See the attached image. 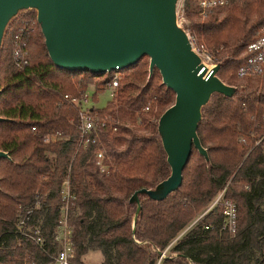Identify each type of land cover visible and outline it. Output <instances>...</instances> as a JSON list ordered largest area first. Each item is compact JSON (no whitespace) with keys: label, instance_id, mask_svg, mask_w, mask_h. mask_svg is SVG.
<instances>
[{"label":"trees","instance_id":"obj_1","mask_svg":"<svg viewBox=\"0 0 264 264\" xmlns=\"http://www.w3.org/2000/svg\"><path fill=\"white\" fill-rule=\"evenodd\" d=\"M198 1L183 3L188 30L216 52V75L235 91L231 96L215 92L201 108L197 135L208 159L192 147L179 188L163 200L139 194L135 222L136 204L130 196L154 188L170 174L157 123L174 103V91L162 83L158 69L149 74V57L142 56L119 70L118 85L105 106H92L99 117L109 115L116 130L108 125L100 129L98 144L78 146L80 105L64 97L80 100L93 85L91 100L97 102L114 72L55 66L34 9L27 11L24 27L20 22L5 31L0 46V150L8 157H0L1 261L10 264L13 258L14 264H22L21 257L31 253L40 264L48 262L47 252L57 249L52 232L61 184L68 178L77 198L69 212L75 264H88L83 257L89 251L100 252L97 264H264V151L254 146L252 135L264 115V75L237 72L250 57L248 45L264 34V0H233L203 20ZM18 39L28 54V63L19 69L12 57ZM98 149L104 154L101 163ZM222 190L236 206L233 232L222 228L220 206L194 221ZM36 192L42 207L34 214L41 220L45 244L24 240L16 245L9 231L19 206L32 205ZM164 250L169 258L160 257Z\"/></svg>","mask_w":264,"mask_h":264},{"label":"water","instance_id":"obj_2","mask_svg":"<svg viewBox=\"0 0 264 264\" xmlns=\"http://www.w3.org/2000/svg\"><path fill=\"white\" fill-rule=\"evenodd\" d=\"M178 0H0V46L9 20L34 9L44 44L55 66L67 71L104 74L149 57V74L158 69L162 83L175 93L174 103L159 117L157 130L170 174L154 188L136 190L129 198L140 209L139 194L163 200L182 182L192 147L208 159L197 135L201 108L217 92L235 89L210 72L191 49L177 22ZM0 157H8L0 150Z\"/></svg>","mask_w":264,"mask_h":264},{"label":"built area","instance_id":"obj_3","mask_svg":"<svg viewBox=\"0 0 264 264\" xmlns=\"http://www.w3.org/2000/svg\"><path fill=\"white\" fill-rule=\"evenodd\" d=\"M185 0L177 1V22L180 19L178 25L182 27L188 37L191 49L199 56L200 63L203 64L202 72L205 68L206 73L216 65L214 51L207 49L203 45L199 44L195 35L189 33L188 27L184 26L181 21H185L183 16L182 7ZM233 0H199V15L201 18L207 16V14L213 9L224 6ZM180 17V18H179ZM250 57L249 59L239 67L238 74L241 76H261L264 75V34L259 38L251 42L247 47ZM13 62L16 68H21L28 63V54L24 48V43L18 39L16 47L13 51ZM112 72V71H110ZM113 76L111 82L108 84V89H114L118 85L119 81V68L113 70ZM86 93L80 100L69 99L66 95L64 98L74 102H78L80 105L79 112L76 117L78 138L77 144L81 147H86L88 144H98L100 142V129L111 126L115 131L116 127H112V120L109 115L99 117L96 112L92 110V106L87 105ZM147 109V108H146ZM257 129L254 130L253 137L255 138L254 146L261 145L264 151V115L262 122L256 125ZM34 130V127H32ZM243 140V139H242ZM99 162L103 160L104 154L102 149H98L95 153ZM101 163V162H100ZM101 171H104L106 167L100 164ZM39 194L36 192L35 200L32 205H20L19 216L13 224V229L9 231L15 238L16 245H20L22 241L27 240L35 243L38 246L43 247L45 244V237L41 228V220L34 214L36 209L42 207ZM46 198L44 195L42 199ZM76 194L73 191L72 185L68 178L64 179L60 188V202L58 206V219L52 232V242L56 244L57 249L53 253H48V262L46 264H75V248L73 241L72 225L69 221V212L76 206ZM216 206L222 208L223 222L222 228L228 232H233L236 222V206L235 203L229 199L224 198V190L220 191L213 199L207 209L202 212L195 222L200 220L209 210ZM207 227V226H206ZM9 236V234H7ZM5 240L0 235V248L4 246ZM166 250V249H165ZM164 250V252H165ZM164 252L160 253V257L164 256ZM14 264V259H10ZM22 264H40L38 259L31 253H25L21 257ZM0 264H6L0 260Z\"/></svg>","mask_w":264,"mask_h":264},{"label":"rangeland","instance_id":"obj_4","mask_svg":"<svg viewBox=\"0 0 264 264\" xmlns=\"http://www.w3.org/2000/svg\"><path fill=\"white\" fill-rule=\"evenodd\" d=\"M31 9H26V10H21L19 11L14 17H12L9 22L7 23L6 27H5V30H4V33L5 31H7L8 33H10L11 31H13L18 23L22 22L23 23V27L25 25V20L26 19H29L28 16L26 15L27 11H30ZM212 12V11H211ZM209 12L207 14L206 17L204 18H201V16L199 15V17L203 20L205 18L208 17V15L211 13ZM180 18V17H179ZM178 22L180 23V19H178ZM181 23L188 27V21L186 20L185 18V21H181ZM22 27V28H23ZM263 32H264V29H263ZM190 33V32H189ZM209 49V48H207ZM211 50V49H210ZM214 51V50H212ZM216 52L214 51V54ZM94 90V86L93 85H89L88 86V89L86 90V95L85 97L87 98V105L90 107V106H94V107H98V108H101V107H104L105 104L112 98V89H107L105 90L104 93L102 94H99L98 95V101L97 102H92L91 98H92V95H93V91ZM54 138V137H53ZM201 213L197 214L196 215V218H198V216L200 215ZM195 218V219H196ZM195 221V220H194ZM164 252V251H163ZM166 257H170V255L167 253V252H164V256L161 257V258H166ZM102 259V256L100 254L99 251H89L84 257H83V261L88 263V264H97L100 260ZM156 264H159L158 261Z\"/></svg>","mask_w":264,"mask_h":264}]
</instances>
